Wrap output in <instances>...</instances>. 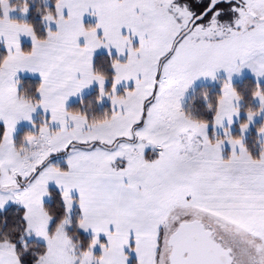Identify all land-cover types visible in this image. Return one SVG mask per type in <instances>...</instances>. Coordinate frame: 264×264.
<instances>
[{"label": "snow or ice", "instance_id": "obj_1", "mask_svg": "<svg viewBox=\"0 0 264 264\" xmlns=\"http://www.w3.org/2000/svg\"><path fill=\"white\" fill-rule=\"evenodd\" d=\"M0 264H264V0H0Z\"/></svg>", "mask_w": 264, "mask_h": 264}, {"label": "rangeland", "instance_id": "obj_2", "mask_svg": "<svg viewBox=\"0 0 264 264\" xmlns=\"http://www.w3.org/2000/svg\"><path fill=\"white\" fill-rule=\"evenodd\" d=\"M30 17H31V15H30ZM30 17H22V16H20V14H19L18 12L12 14V18H14V19H18V20L30 19ZM248 77L251 78L250 74H247V75H244V76H241V77H237V78H235V82H236V83L241 82V81H243L245 78H248ZM91 93H92V92L89 90V91L86 93L85 97L88 96V95H90ZM98 106H99L101 109H105V108L107 107V105H98ZM257 124H259V121L257 122ZM25 130H29V126H26V125L18 126V134L24 132ZM253 130H255V127L250 128V132H249V134H250ZM236 131H238V127H237V126H234V134L236 133ZM249 134H248V136H249Z\"/></svg>", "mask_w": 264, "mask_h": 264}, {"label": "trees", "instance_id": "obj_3", "mask_svg": "<svg viewBox=\"0 0 264 264\" xmlns=\"http://www.w3.org/2000/svg\"><path fill=\"white\" fill-rule=\"evenodd\" d=\"M30 19H34V17L31 16ZM244 81H248V82L254 84V80H252V78H250V77L245 78V79H244L243 81H241V82H244ZM241 82H238L237 84H240ZM93 96H94L93 93H91L90 95L86 96V97H85V104L89 103L90 101H93ZM93 103H94V101H93ZM94 107H95V111H96L97 114H100V113H102V112L105 110V109H101L98 105H96V106L94 105ZM258 125H259V124H257V126H258ZM25 131H27V130H25ZM25 131H24V132H25ZM24 132H22V133H20V134L22 135ZM235 134H236V133H235ZM254 138H255V130H253V131L249 134V136H248V140H249V142H251Z\"/></svg>", "mask_w": 264, "mask_h": 264}]
</instances>
